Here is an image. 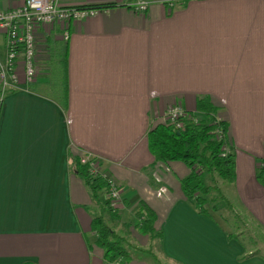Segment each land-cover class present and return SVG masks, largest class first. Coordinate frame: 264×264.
I'll use <instances>...</instances> for the list:
<instances>
[{"label": "crops", "instance_id": "0c3cea01", "mask_svg": "<svg viewBox=\"0 0 264 264\" xmlns=\"http://www.w3.org/2000/svg\"><path fill=\"white\" fill-rule=\"evenodd\" d=\"M57 1L111 7L71 22L65 41L59 31L39 33L31 83L18 54L17 87L0 98V264L105 263L90 229L89 192L68 166L83 154L121 185L116 230L132 221L128 209L138 199L154 212L159 234L145 246L166 264H264L241 231L196 212L179 183L188 169L154 162L146 143L170 105L196 115V100L206 96L226 123L233 159L232 179L218 188L264 229V184L256 178L264 157V0H146L143 14L121 0ZM22 2L0 0V10ZM56 61L61 82L50 94ZM136 257L126 264H146Z\"/></svg>", "mask_w": 264, "mask_h": 264}, {"label": "trees", "instance_id": "16d2710c", "mask_svg": "<svg viewBox=\"0 0 264 264\" xmlns=\"http://www.w3.org/2000/svg\"><path fill=\"white\" fill-rule=\"evenodd\" d=\"M87 7L106 9L111 5L97 4ZM65 52L64 47L60 53L62 64L65 62ZM59 93L60 102L64 105L66 101L64 86L60 87ZM195 110L199 114H189V118L183 120L180 128H174L172 124L166 122L152 125L146 133V143L154 162L178 161L188 169V174L179 181L181 191L197 213L212 218V213L217 212L219 206L231 209L218 188L217 179L227 181L232 179L233 159L229 152L222 155L221 146L223 141L227 140L226 123L218 118L215 121V107L206 96L196 100ZM190 115L196 117L197 122H193ZM216 131L221 133L219 139L215 137ZM82 156L69 158L68 166L89 192L92 201L89 208L90 229L95 234V245L102 250L105 263L118 261V264H126L131 259L125 237L129 223H121L122 228L117 230L113 226V221L119 216L118 209L111 207L110 198L105 196L100 202L98 197L100 191L105 194L107 180L99 174L93 175L89 171L88 162H80ZM256 178L264 184V157L257 167ZM134 206L133 219L136 220L135 227L138 233L149 238L159 234L153 229L154 212L141 199H138ZM233 216L237 218V214L233 213ZM223 231L227 238L236 237L233 233H228L224 229Z\"/></svg>", "mask_w": 264, "mask_h": 264}, {"label": "built area", "instance_id": "2783aa9c", "mask_svg": "<svg viewBox=\"0 0 264 264\" xmlns=\"http://www.w3.org/2000/svg\"><path fill=\"white\" fill-rule=\"evenodd\" d=\"M124 6L130 8L134 14H143L147 8L146 0H121ZM100 10L87 6H63L57 0H23L20 6L0 10V31L4 33L5 58L0 63V98L2 94L11 88L17 87L18 72L15 69L18 54L21 58V68L24 83H31L36 75L35 54L36 38L49 34L51 31H59L62 40L68 38L69 24L96 15ZM192 116V115H190ZM164 122L170 123L174 128L182 127L183 120L189 118L179 103L170 105L163 116ZM192 116V121L197 122ZM217 118L215 117V121ZM215 137H221L220 131L215 132ZM225 155L229 152V143L223 141L221 146ZM80 162H88L89 171L106 178L107 188L105 196L111 199V207L118 209L122 206L121 185L112 177L104 173L98 160L88 154H83ZM104 264H118V261Z\"/></svg>", "mask_w": 264, "mask_h": 264}, {"label": "rangeland", "instance_id": "374dc122", "mask_svg": "<svg viewBox=\"0 0 264 264\" xmlns=\"http://www.w3.org/2000/svg\"><path fill=\"white\" fill-rule=\"evenodd\" d=\"M60 76L61 67L56 61L53 65L52 75L48 76V78L51 80L47 91H45L46 93H53L58 83L61 82ZM58 87L57 89H60V87ZM224 184H227V180H221L219 178L217 179V185L220 186L221 189L222 187L224 189ZM224 194H227V197L223 196V198L229 203L231 209L227 208V210L225 207L219 206V210L212 214L220 223V225H222L227 231H235L236 228L238 231H241V241L244 246H246L247 248H253L258 253H261V255L264 256V229L258 227V223L253 220L250 215H247V212L243 210L235 196H233L227 190H224ZM122 204L124 203L122 202ZM134 208L135 206H131V208L128 209V212L133 213ZM233 212L237 214V218L233 216ZM246 218H249L251 221H247ZM128 223V232L125 237L127 240V244L129 245L128 251L130 252V256H137L136 259H144L142 261H145L146 264H166L164 262L165 260L161 258L160 255L155 252H150L151 250L148 248V246H145V244H150L151 241L147 243L145 240H147V238L149 237H145V235L138 233L135 227L136 220L132 219V221H129ZM135 248H138V250H135ZM142 250H144L145 252H143ZM151 255L154 256V259Z\"/></svg>", "mask_w": 264, "mask_h": 264}]
</instances>
